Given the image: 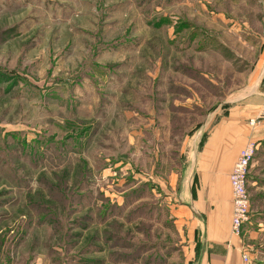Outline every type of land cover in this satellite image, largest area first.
Here are the masks:
<instances>
[{
	"label": "rangeland",
	"instance_id": "rangeland-1",
	"mask_svg": "<svg viewBox=\"0 0 264 264\" xmlns=\"http://www.w3.org/2000/svg\"><path fill=\"white\" fill-rule=\"evenodd\" d=\"M263 91L264 0H0V264H193L206 144ZM248 194L260 259L264 140Z\"/></svg>",
	"mask_w": 264,
	"mask_h": 264
},
{
	"label": "crops",
	"instance_id": "crops-1",
	"mask_svg": "<svg viewBox=\"0 0 264 264\" xmlns=\"http://www.w3.org/2000/svg\"><path fill=\"white\" fill-rule=\"evenodd\" d=\"M245 94L250 96L253 92ZM262 94L263 98L257 97L253 101L255 103L237 108L242 111L239 115L237 109L233 110L206 144L202 162L205 158L211 161H206L207 166L203 168L201 184L195 193L194 202L190 203L193 213L188 217L186 225L192 231V235L188 232V238L193 264H264V256L256 259L249 243L245 241L247 238L244 233L241 236L232 233V192L229 180L241 149L250 141L259 143L264 140V119L255 126L250 124L264 110V91ZM244 127L251 129L248 134ZM223 128H226L227 135L230 130L228 138L223 134ZM244 257H247V262Z\"/></svg>",
	"mask_w": 264,
	"mask_h": 264
},
{
	"label": "built area",
	"instance_id": "built-area-1",
	"mask_svg": "<svg viewBox=\"0 0 264 264\" xmlns=\"http://www.w3.org/2000/svg\"><path fill=\"white\" fill-rule=\"evenodd\" d=\"M264 119V110L259 118L251 120L250 124L255 126ZM258 150V143L250 141L241 149L233 170L229 176L232 192V233L241 236L244 228L251 222L252 211L248 194L249 171ZM247 262V257H244Z\"/></svg>",
	"mask_w": 264,
	"mask_h": 264
}]
</instances>
